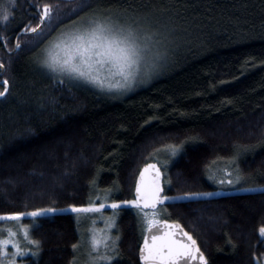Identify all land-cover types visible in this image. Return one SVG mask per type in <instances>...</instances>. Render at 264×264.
I'll use <instances>...</instances> for the list:
<instances>
[{"label":"trees","instance_id":"obj_1","mask_svg":"<svg viewBox=\"0 0 264 264\" xmlns=\"http://www.w3.org/2000/svg\"><path fill=\"white\" fill-rule=\"evenodd\" d=\"M45 3L60 4V16L43 25L46 35L29 51L24 41L37 34L24 28L41 24ZM79 3L16 0L0 26L1 80L11 93L0 99V214L86 207L95 192L108 204L132 201L139 171L154 158L166 163L168 197L216 191L208 175L222 161L244 188L264 186V0H89L71 16ZM111 15L143 22L165 43L164 66L145 85L124 96L100 94L38 69L37 56L59 31L85 16ZM21 33V49L8 54ZM171 145L179 149L173 159L164 152ZM157 211L182 225L208 264L264 259L259 189L170 200ZM115 217L113 264H139L140 210L123 205ZM27 220L42 251L25 264H71L74 215Z\"/></svg>","mask_w":264,"mask_h":264},{"label":"snow or ice","instance_id":"obj_2","mask_svg":"<svg viewBox=\"0 0 264 264\" xmlns=\"http://www.w3.org/2000/svg\"><path fill=\"white\" fill-rule=\"evenodd\" d=\"M15 6L16 0H9ZM89 0H81L74 9L71 16H77L88 5ZM61 12L60 4L45 3L42 12L39 14L41 23L51 28L53 21L59 18ZM12 13L7 7L0 5V20L8 21ZM25 27L24 33L31 31L37 34V39L24 41V46L31 51L43 38L46 33L44 28ZM156 33H152L137 22L122 23L119 19L112 17H88L73 21L70 29L64 30L60 36L50 41L48 46L41 50L37 56L38 65L51 73L59 84L65 83V78L81 81L99 88L101 91L112 92L113 90L124 93L132 90L137 83H147L161 62L165 59V53L160 50V40L156 39ZM3 39V38H0ZM16 49H21L18 41ZM0 68L3 65L0 64ZM4 85L0 91V99L7 102V97L11 95L7 87L8 81H0ZM171 155L176 156L179 149L175 145L168 146ZM152 170L153 179L150 183L145 182V173ZM162 172L156 164H149L140 172V180L136 185L137 199L132 201L112 202L110 207L114 210L120 209L121 204L132 205L140 210L141 222L150 233V239L145 237L144 245L140 248V258L144 264H188L189 260H199L200 264H208L203 252L196 246V241L181 229L179 224H168L167 221L156 219L157 206L168 200L189 199L192 194L185 197H168L163 194L161 186ZM224 183V181H220ZM171 184V179H168ZM232 183L231 180L228 181ZM259 191L264 194V186L246 188L244 191ZM195 195L211 196L212 193H199ZM97 201L100 199L96 197ZM71 212L76 214L100 213L106 207L104 203H89L86 207L69 206ZM152 209L151 216L145 209ZM68 209H57L54 207L42 208L30 213L18 212L10 214H0V221H12L18 224L24 240L30 246L27 251L21 248L20 244L13 238L20 232L11 228L0 229V233L6 231L7 238H0V258L31 255L37 257L41 254V242L31 238V227L21 223L22 218L30 216L34 219L47 217L58 211ZM166 226L162 231L160 224ZM107 232L101 230L97 235L95 230H90V235L85 239L88 245L87 264H113L117 258L118 249L112 242L111 229L115 227L111 218L106 222ZM176 229V230H173ZM261 238H264V226L259 228ZM183 237H187L189 243L184 242ZM15 249L9 254L8 246ZM81 248L80 244H73V260L71 264H76L75 253ZM0 264L3 261L0 260ZM8 264H15V260H10Z\"/></svg>","mask_w":264,"mask_h":264},{"label":"rangeland","instance_id":"obj_3","mask_svg":"<svg viewBox=\"0 0 264 264\" xmlns=\"http://www.w3.org/2000/svg\"><path fill=\"white\" fill-rule=\"evenodd\" d=\"M0 5L7 7L9 11H11V9L13 8V5L9 2V0H0ZM90 17H96V16H90ZM110 17H113L115 19H119L120 22L122 23H133L134 21L141 24L144 28H146L147 30H149L152 33H156L155 31H152L150 28H147L146 25L143 22H140L139 20H136L134 18H131L129 16H122V15H111ZM83 18H88V16H85ZM97 18H102V17H97ZM143 23V24H142ZM7 21H2L0 20V26L2 25H6ZM72 26L67 27L66 29H70ZM63 29L61 31H59L56 35H54L45 45L42 49L46 48L48 46V44L50 43V41L54 40L56 37L60 36V34L66 30ZM156 39L159 40V38L156 35ZM165 43H161L160 44V50L164 51L165 47H164ZM41 49V50H42ZM41 54V51L39 53V55ZM37 63V62H36ZM38 69H40L41 72H43L44 74L53 77V75L51 73H48L46 69L41 68L38 63H37ZM164 66V60L161 62L160 66L158 67V69L156 70L155 74L153 75L152 78H154L156 75H158V73L161 71V69ZM2 78V77H1ZM0 81H4L1 80ZM54 78V77H53ZM151 78V79H152ZM65 82L69 85H73L76 87H82V88H86V89H90V90H94L100 94H112L114 96H124V95H128L131 94L134 90L138 89L139 87H141L142 85H145L146 83H137L132 90L124 92V93H119L115 90H113L112 92H107V91H101L99 88L94 87L90 84H85L81 81H76V80H70L68 78H65ZM0 86H2L0 84ZM3 87V86H2ZM251 126V125H248ZM245 126L244 128L248 127ZM165 154L167 156H170L171 159H173L175 156L171 155V152H166L164 150ZM148 162H155L157 164H159V166L162 169H165L164 166L166 165V163L162 162V161H158V159H151ZM162 163V164H161ZM220 164H225V162H221L216 164L215 166H213V169H210V173L208 175V180L209 181H214L216 180L217 185H218V189L216 191L213 192H208V193H212L211 196H216L222 193H241V192H248V191H244L243 186L240 185V181L236 182V174H234L233 171H231L230 169H228L227 167L221 168ZM227 164V163H226ZM217 165V168H216ZM219 177V178H218ZM233 180L232 184L227 183L229 180ZM226 181L224 183H221L220 181ZM94 196L90 199V202L93 204H98V203H104L106 205V207L104 209L101 210L100 213H90V214H76L71 212L70 208L67 211H62V212H70L74 215V217L76 218V220L78 221V225H79V240H78V244L81 245V248L79 249V251L77 253H75L76 256V264H87V255L86 252L88 250V245L85 243V239L90 235V230H95L97 235L101 234V230H103L104 232H107V227H106V222L109 220V218H111L112 222L114 223L115 227H113L111 229V236H112V242L116 245L117 247V242H118V237H117V232H116V217H115V211L110 207L111 203H107V200L105 201V198H101L98 192H95L93 194ZM99 196L100 199L97 201L96 197ZM211 196H204V195H192L190 198H204V197H211ZM185 197V196H184ZM107 198V197H106ZM170 201V200H168ZM89 202V203H90ZM125 206V207H134L132 205H125V204H121V206ZM56 213H61V211L56 212ZM149 216H151L152 211L148 212ZM158 213V211H157ZM25 219H33L30 216H25L22 218L21 223L24 225H27L26 223L28 222L25 221ZM157 220H161L159 219V215L157 214L156 216ZM139 221L140 223L143 225V234H142V238L146 232V226L141 222V219L139 217ZM29 226V225H28ZM31 227V226H30ZM11 228L13 231H17L20 232V229L18 227V224L16 222H12V221H0V229H8ZM0 238H7V232L4 231L2 233H0ZM16 242H18L21 246V248L25 249V251H27V249L30 247L27 242L24 240L23 238V234L22 232H20L19 235H17L16 237L13 238ZM264 239V238H263ZM8 252L9 254H11L12 252L15 251L14 248H12L11 245L8 246ZM28 257H34L31 255V252H28L27 255H23V256H15L12 257L11 255H9L7 258H0V260L3 261V264H8V262L10 260H15V264H25V259ZM35 258V257H34ZM257 264H264V259H262L261 261L257 262Z\"/></svg>","mask_w":264,"mask_h":264},{"label":"water","instance_id":"obj_4","mask_svg":"<svg viewBox=\"0 0 264 264\" xmlns=\"http://www.w3.org/2000/svg\"><path fill=\"white\" fill-rule=\"evenodd\" d=\"M43 25H44V24L41 23V24L39 25V28H42ZM39 28H38V30H37L38 32H39ZM22 34H23V33L19 34V35L16 37V39H15V45L17 44L18 38H19ZM28 34H30V35H35L36 33L28 32ZM16 52H17V49H16V47L14 46V49H13L12 51L8 52V54L13 55V54H15ZM4 71H5V68H4V66H3V68H0V78L3 76ZM1 85H2V84H1ZM2 86L4 87V85H2ZM149 164H156V163L149 162V163L145 164V165L141 168V170L139 171V174H138V176H137V179H136V182H135V186H134V192H133L134 200L137 199V196H136V185H137V183H138L139 180H140V172L143 171V170L145 169V167H146L147 165H149ZM156 166H157L158 168H160V167L158 166V164H156ZM160 170H161V168H160ZM161 172H162V170H161ZM162 174H163V173H162ZM152 179H153L152 170L149 169L148 172L145 173V182H146V183H150V182L152 181ZM163 180H164V176L162 175V176H161V181H160V182H161V186H162L163 189H164ZM163 194H164V192H163ZM159 207H160V205L157 206V210H158ZM144 211H153V210L149 208V209H145ZM162 221H167L168 224H179V225L181 226V229H182L184 232H186L185 229L182 227V225H181L180 223H178V222H175V221H168V220H162ZM160 227H161L162 231L166 230V226H165L163 223L160 224ZM173 230H176V229H173ZM189 235H190V234H189ZM190 236H191V235H190ZM145 237H148V238L150 239V233H149L147 230H146V232H145V234H144V236H143V238H142L140 248L143 247V245H144V239H145ZM191 237H192V236H191ZM192 238H193V237H192ZM183 240H184V242L189 243V241L187 240V237H183ZM196 246L199 247L198 244H197V242H196ZM140 248H139V251H138V263H139V264H144V262H143V261L141 260V258H140ZM199 249H200V248H199ZM200 251H201V250H200ZM201 252H202V251H201ZM180 264H183V261H181ZM188 264H200V261H199V260H189V261H188Z\"/></svg>","mask_w":264,"mask_h":264}]
</instances>
